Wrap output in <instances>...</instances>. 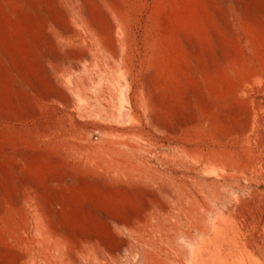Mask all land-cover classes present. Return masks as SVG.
<instances>
[{"label":"rangeland","instance_id":"1","mask_svg":"<svg viewBox=\"0 0 264 264\" xmlns=\"http://www.w3.org/2000/svg\"><path fill=\"white\" fill-rule=\"evenodd\" d=\"M0 264H264V0H0Z\"/></svg>","mask_w":264,"mask_h":264}]
</instances>
